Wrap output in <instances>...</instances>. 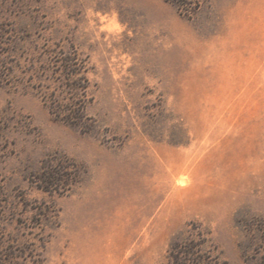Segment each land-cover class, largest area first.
<instances>
[{
  "label": "rangeland",
  "instance_id": "1",
  "mask_svg": "<svg viewBox=\"0 0 264 264\" xmlns=\"http://www.w3.org/2000/svg\"><path fill=\"white\" fill-rule=\"evenodd\" d=\"M73 50L79 125L43 98ZM61 156L81 182L40 189ZM0 226L44 264H172L197 228L264 264V0H0Z\"/></svg>",
  "mask_w": 264,
  "mask_h": 264
},
{
  "label": "trees",
  "instance_id": "2",
  "mask_svg": "<svg viewBox=\"0 0 264 264\" xmlns=\"http://www.w3.org/2000/svg\"><path fill=\"white\" fill-rule=\"evenodd\" d=\"M57 62L60 63L62 79L58 87L44 95V101L56 120L79 125L86 118L89 80L81 73L86 64L76 50ZM85 170L82 164L66 156L48 158L43 162L40 173L34 177V182L46 192L62 193L80 183ZM0 228L4 230L3 226ZM194 230V237L175 238L171 243L169 257L172 264H218L212 250L207 249L210 240L206 233L201 228ZM38 240L42 242L41 238ZM40 248L44 245L30 240L22 242L18 237L7 236L2 231L0 264H44Z\"/></svg>",
  "mask_w": 264,
  "mask_h": 264
}]
</instances>
